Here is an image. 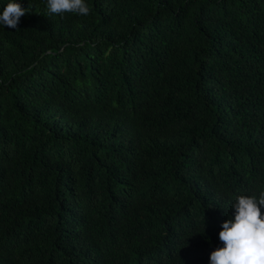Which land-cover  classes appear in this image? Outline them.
<instances>
[{"label":"trees","instance_id":"obj_1","mask_svg":"<svg viewBox=\"0 0 264 264\" xmlns=\"http://www.w3.org/2000/svg\"><path fill=\"white\" fill-rule=\"evenodd\" d=\"M16 2L0 264H210L237 197L264 191V0Z\"/></svg>","mask_w":264,"mask_h":264},{"label":"clouds","instance_id":"obj_2","mask_svg":"<svg viewBox=\"0 0 264 264\" xmlns=\"http://www.w3.org/2000/svg\"><path fill=\"white\" fill-rule=\"evenodd\" d=\"M52 14L90 13L85 0H47ZM28 12L16 0H10L0 13V24L16 29L22 16ZM264 191L259 197L239 196L233 204V219L222 223L219 239L223 247L210 254V264H264Z\"/></svg>","mask_w":264,"mask_h":264}]
</instances>
